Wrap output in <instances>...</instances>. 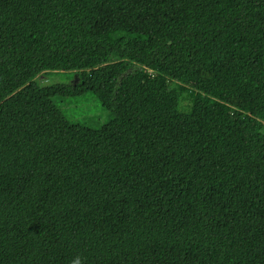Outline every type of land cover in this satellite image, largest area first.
I'll return each mask as SVG.
<instances>
[{"label":"trees","instance_id":"1","mask_svg":"<svg viewBox=\"0 0 264 264\" xmlns=\"http://www.w3.org/2000/svg\"><path fill=\"white\" fill-rule=\"evenodd\" d=\"M0 264H264V0H0Z\"/></svg>","mask_w":264,"mask_h":264},{"label":"rangeland","instance_id":"2","mask_svg":"<svg viewBox=\"0 0 264 264\" xmlns=\"http://www.w3.org/2000/svg\"><path fill=\"white\" fill-rule=\"evenodd\" d=\"M39 82L43 85L53 83L68 84L63 74H49L46 77H43ZM64 100L63 101L66 102V104L63 105V109L73 118H78L81 121L87 120L89 124L94 127H99L108 119V113L103 111L99 101L92 94L85 95L77 100ZM95 119L100 120V122L94 123Z\"/></svg>","mask_w":264,"mask_h":264}]
</instances>
